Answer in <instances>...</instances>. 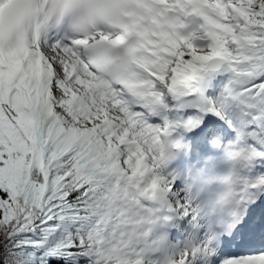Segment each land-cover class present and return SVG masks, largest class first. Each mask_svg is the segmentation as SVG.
Instances as JSON below:
<instances>
[{
  "label": "snow or ice",
  "instance_id": "6c2138e0",
  "mask_svg": "<svg viewBox=\"0 0 264 264\" xmlns=\"http://www.w3.org/2000/svg\"><path fill=\"white\" fill-rule=\"evenodd\" d=\"M0 0V264H264V0Z\"/></svg>",
  "mask_w": 264,
  "mask_h": 264
}]
</instances>
